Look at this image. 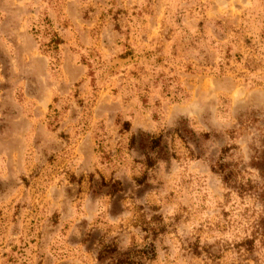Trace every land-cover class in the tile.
Masks as SVG:
<instances>
[{
  "label": "rangeland",
  "instance_id": "obj_1",
  "mask_svg": "<svg viewBox=\"0 0 264 264\" xmlns=\"http://www.w3.org/2000/svg\"><path fill=\"white\" fill-rule=\"evenodd\" d=\"M0 264H264V0H0Z\"/></svg>",
  "mask_w": 264,
  "mask_h": 264
}]
</instances>
